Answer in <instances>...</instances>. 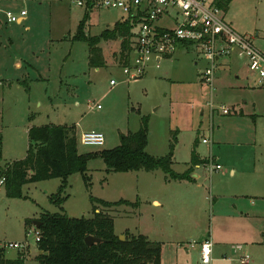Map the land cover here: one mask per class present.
I'll list each match as a JSON object with an SVG mask.
<instances>
[{"label":"rangeland","instance_id":"1","mask_svg":"<svg viewBox=\"0 0 264 264\" xmlns=\"http://www.w3.org/2000/svg\"><path fill=\"white\" fill-rule=\"evenodd\" d=\"M0 7V171L26 156L30 125H74L79 138L83 131L102 132L103 146L79 143L84 153L118 146L122 134L141 128L143 116L149 118L147 151L153 156L166 155L177 133L179 151L173 165L177 172L186 170L185 162L190 160L197 138L201 153L209 155L212 147L223 166L212 172L202 166L204 193H195L192 199L167 210L171 214L153 204L155 198L167 200L162 186L169 179L162 169L108 171L99 156L88 162L90 181L81 173L69 176L62 204L51 201L61 178L28 182L22 187L23 197L8 196L2 184L0 243L28 241L27 264H39L34 258L39 252L34 220L44 212L93 217L97 208L113 216L116 233L125 239L142 233L164 242L162 264H203V238L213 240L210 264H264V142L255 143L252 119L237 114L242 107L251 111L244 101H251L249 84L257 79L246 59L234 55L232 66L219 71L213 114L208 105L211 89L200 78L208 61L196 48L181 47L161 67L151 64L145 76L129 82L119 64L120 38L101 41L111 64L100 70L89 64V42L73 39L86 13V6L78 0H2ZM23 9L27 11L25 20L7 22L6 11L19 15ZM224 13L235 30L251 37L264 53V0H231ZM122 19L120 10L95 7L93 25L86 32L100 35ZM111 79L117 81L116 86L110 84ZM222 104L232 112L219 111ZM203 138L210 142L204 143ZM233 167L237 168L235 174ZM220 192L235 196L223 194L220 204H214L213 196ZM92 196L110 202L127 199L138 206H105L92 201ZM187 224L192 233L185 236L170 231L173 226L186 228ZM181 240L188 250L180 247L178 256L169 245ZM6 250L9 257L18 252ZM245 255L250 256L249 263L242 262Z\"/></svg>","mask_w":264,"mask_h":264},{"label":"trees","instance_id":"2","mask_svg":"<svg viewBox=\"0 0 264 264\" xmlns=\"http://www.w3.org/2000/svg\"><path fill=\"white\" fill-rule=\"evenodd\" d=\"M231 0H225L223 6ZM86 7L93 9L94 0H87ZM88 13L80 21L74 40L88 41L90 44L89 64L91 67L105 65L100 41L123 37L121 44V64L129 63L132 49V24L118 21L113 29H106L100 35L91 36L86 32ZM1 38V31H0ZM29 146L24 158L15 160L1 169V176H5L6 193L10 197H23L22 187L28 182L61 178L62 183L58 192L51 195V201L62 204L67 196H63L68 187V178L74 173H81L86 182L90 181L87 174L88 162L94 157H102L108 171H148L162 169L168 179L194 181L192 174L194 166L207 162L201 159L193 150L191 166L184 172H177L173 168L174 151L177 144V133L173 136L169 152L156 157L147 151L149 143V118L142 117V126L136 132L122 134L121 143L112 149L81 152L80 138L76 126L64 124L33 125L28 131ZM2 138L0 136V142ZM0 145V161L2 160ZM91 200L105 206L115 204L138 203L127 199L115 202L91 197ZM93 217H71L66 213L44 212L38 218L42 225L38 230L41 239L38 242L39 254L35 259L39 264H161L162 245L150 240L144 234H132L125 240L115 231V221L112 215L95 208ZM94 235L103 240L92 245L87 244L86 237ZM264 237V233H263ZM27 258L22 252L17 257L8 258L6 250L0 249V264H26Z\"/></svg>","mask_w":264,"mask_h":264},{"label":"built area","instance_id":"3","mask_svg":"<svg viewBox=\"0 0 264 264\" xmlns=\"http://www.w3.org/2000/svg\"><path fill=\"white\" fill-rule=\"evenodd\" d=\"M95 7H106L120 10L124 21H129L134 32L132 49L129 54V63L123 66V71L129 82L143 77L151 64L161 67L169 56L175 54L181 47H193L208 61L207 66L200 70L202 82L211 89V101L208 105L214 114L213 102L217 70L220 60L234 55L246 59L247 66L256 74L258 83L264 86V53L258 49L251 37L235 30L224 13L225 0H94ZM81 5L87 0H78ZM7 22L20 21L25 18L26 10L19 15L11 11L5 12ZM166 23L162 24V21ZM112 86L117 85L111 79ZM89 107L92 104L89 101ZM100 109L101 105L98 104ZM223 114H230L232 109L222 104L218 108ZM204 143H209L208 138H203ZM80 143L86 146H103L105 136L99 131H83ZM211 172L221 170L222 165L209 157L205 163ZM5 176H1L0 185H5ZM38 229V228H37ZM41 239L40 230L36 233V240ZM29 242H4L0 249L15 248L24 255L29 253ZM191 246H194L192 243ZM213 241L206 239L201 243V261L210 264L213 260ZM243 263L251 261L249 255L242 256Z\"/></svg>","mask_w":264,"mask_h":264},{"label":"crops","instance_id":"4","mask_svg":"<svg viewBox=\"0 0 264 264\" xmlns=\"http://www.w3.org/2000/svg\"><path fill=\"white\" fill-rule=\"evenodd\" d=\"M1 1L2 0H0V2ZM94 9H95V7L93 9H88L86 7V13L89 14L88 15V19L86 21V25H85V28H87V29L88 28H91V26L93 25L91 23V18H92V11ZM1 11H2V9L0 7V19H1ZM25 19H26V16H25V18H22L21 17V20L19 21V23H21ZM82 19H80V21ZM80 21H79V23H80ZM121 21H124V19H122ZM79 23H78V25H79ZM77 28H78V26H77ZM113 28H114V26H113ZM0 31H1V28H0ZM118 38H120L121 41L123 40V37H120L119 36ZM99 46L103 50V55H104V58H105V66L111 64L110 63L111 60H110V58H108L107 52L105 50V45L104 44H101V41H100ZM120 55H121V53H120ZM174 55L175 54H173L172 56H169L167 59L172 58ZM89 57H90V55H89ZM120 60H121V56L119 57V64H120V66L123 67L124 65L121 64ZM196 62L199 63V60H196ZM232 64H233L232 57L222 58L220 60V64H219V67H218L217 78L220 77L219 71L222 70V68L231 67ZM95 68H96V70H100L101 67H95ZM237 77H239V75H237ZM248 89H249L248 90V95L251 97V101L250 100H245L244 101L245 102L244 105L246 107L249 105V110H251V111H246L245 107H244V109L242 107L241 108V111L240 112H237V114H240V117L242 119L245 118V117H248L249 120H250V118L252 119V121L254 122V125L253 126H254V129H255V131L253 132V139H254L255 143L257 144V142H260V141L264 142V86L258 84V80L255 79V81H254L253 84H249V88ZM32 126L33 125H30L29 128L32 127ZM37 126H40V125H37ZM251 127H252V124H251ZM29 128H28V131H29ZM177 139L179 140L178 135H177ZM199 141H200V139L197 138V140H196V142L194 144V147L192 148V151H191V157H192L193 150H196L197 154L199 155V157L201 159L208 160L209 157H213L215 159L216 163L221 164L220 162H218V157H216L212 153L213 152L212 151V147L210 148V154L209 155H203L201 153L200 148L197 147L198 144H199ZM178 151H179V148H178V141H177V144H176V147H175V151H174L173 165L176 163ZM190 162H191V158H190V160H188L187 162H185L186 165H187L186 170L191 166V163ZM205 163L198 164V165L194 166V171H193L192 176H193V178L195 180L193 182L192 181H188V180H171V179L167 180V178H166V180L164 181V184L162 186L163 187L162 189L164 191V196L166 194L165 199H167V200L164 203L161 199L155 198L153 200V204L154 205H157L159 207H162V208L165 207L164 209L166 210V212H168L169 214H171L167 210H172V208L175 209L177 207V205H179V203L180 204H183L184 201H188L189 199H192V196L195 193H198V192L204 193V189H203L204 186L203 185H204V181H205L206 177H204V174L205 173L204 172H200L199 169H201L202 166H205ZM222 168H223V166H222ZM236 169L237 168H235V167H233L231 169V171H232L233 174L236 173ZM223 194L230 195V193H226V192H223V193L220 192L219 195L218 194H215L213 196V203L216 204V202H217V204L219 205L220 204V197H222ZM230 196H235V195H230ZM237 214H242V213H239L238 212ZM115 231H116V229H115ZM170 231L174 235L178 236L177 234H180L181 237H182V236H185L186 234L192 233V228L189 231V224H187V227L186 228L185 227L184 228H182V227L179 228V227L173 226L170 229ZM163 232H165L166 234H169L167 230H165ZM140 234H142V233H140ZM144 235H146V234H144ZM146 236L150 240H152V241H157V242H160L161 243V245H162L161 264H162V255H163V250L165 248V245H163L164 242H161V241H158V240H153V239L150 238V236H148V235H146ZM207 239H209V238H207ZM200 240H201L200 241V244H201L206 239L203 238V239H200ZM211 240H212V238H211ZM181 241H182V243H180ZM181 241H175V242H172L171 245H169L170 247H174V249L177 252V255L178 256H179V249H180V247H185L186 250H188V247L185 244V242L183 240H181ZM39 252H38V254H39ZM18 253L19 252L15 253L14 256L9 257V256H7V252H6V256L8 258H15V257H17ZM26 264H27V261H26Z\"/></svg>","mask_w":264,"mask_h":264},{"label":"water","instance_id":"5","mask_svg":"<svg viewBox=\"0 0 264 264\" xmlns=\"http://www.w3.org/2000/svg\"><path fill=\"white\" fill-rule=\"evenodd\" d=\"M33 223H34V225H35L37 228H40V226L42 225V221H40V220H38V219L34 220ZM120 238H121L122 240H125V236H124L123 234L120 235ZM102 240H103L102 238H99V237L94 236V235H88V236L86 237V242H87V244H89V245H92V244H94V243H96V242H101Z\"/></svg>","mask_w":264,"mask_h":264}]
</instances>
